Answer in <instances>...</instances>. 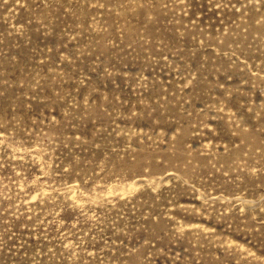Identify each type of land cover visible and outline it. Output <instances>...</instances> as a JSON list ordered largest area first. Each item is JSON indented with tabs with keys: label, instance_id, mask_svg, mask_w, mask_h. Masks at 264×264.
Instances as JSON below:
<instances>
[{
	"label": "rangeland",
	"instance_id": "rangeland-1",
	"mask_svg": "<svg viewBox=\"0 0 264 264\" xmlns=\"http://www.w3.org/2000/svg\"><path fill=\"white\" fill-rule=\"evenodd\" d=\"M0 264H264V0H0Z\"/></svg>",
	"mask_w": 264,
	"mask_h": 264
}]
</instances>
